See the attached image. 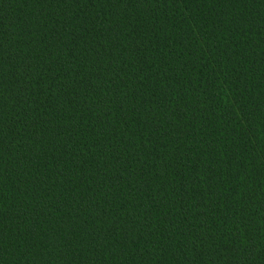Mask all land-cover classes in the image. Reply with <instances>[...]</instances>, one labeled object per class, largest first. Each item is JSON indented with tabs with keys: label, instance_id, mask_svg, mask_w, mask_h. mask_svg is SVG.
Returning <instances> with one entry per match:
<instances>
[{
	"label": "trees",
	"instance_id": "16d2710c",
	"mask_svg": "<svg viewBox=\"0 0 264 264\" xmlns=\"http://www.w3.org/2000/svg\"><path fill=\"white\" fill-rule=\"evenodd\" d=\"M0 264H264V0H0Z\"/></svg>",
	"mask_w": 264,
	"mask_h": 264
}]
</instances>
